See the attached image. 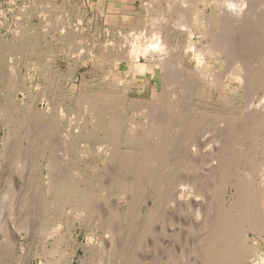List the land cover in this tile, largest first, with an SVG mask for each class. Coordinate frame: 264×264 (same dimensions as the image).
I'll return each instance as SVG.
<instances>
[{"label":"rangeland","instance_id":"374dc122","mask_svg":"<svg viewBox=\"0 0 264 264\" xmlns=\"http://www.w3.org/2000/svg\"><path fill=\"white\" fill-rule=\"evenodd\" d=\"M0 264H264V0H0Z\"/></svg>","mask_w":264,"mask_h":264},{"label":"bare ground","instance_id":"6f19581e","mask_svg":"<svg viewBox=\"0 0 264 264\" xmlns=\"http://www.w3.org/2000/svg\"><path fill=\"white\" fill-rule=\"evenodd\" d=\"M181 9V8H180ZM177 11V10H176ZM179 12H181V11H179ZM181 16H182V14H181ZM180 16V17H181ZM185 16V15H184ZM161 19V18H160ZM183 19V18H182ZM182 21V20H181ZM180 21V22H181ZM158 22V21H157ZM163 23V22H162ZM154 24H155V22H154ZM159 24V23H158ZM177 24V23H176ZM180 24V23H179ZM160 25V24H159ZM186 25H187V23H186ZM221 25H222V23H221ZM229 25V24H228ZM162 26V25H161ZM230 26V25H229ZM178 27V26H177ZM226 26H224V28H225ZM180 28V27H179ZM183 28V27H182ZM186 28V27H185ZM221 28V27H220ZM178 29V28H177ZM222 29V28H221ZM220 29V30H221ZM142 30V29H141ZM157 30V29H156ZM183 30V29H182ZM189 30V29H188ZM223 30V29H222ZM144 31V30H143ZM147 31V30H146ZM155 31V30H154ZM151 32V31H150ZM156 32H158V31H156ZM225 32H226V30H225ZM159 33V32H158ZM158 33H156V36H157V34ZM211 33V32H210ZM218 33V32H217ZM144 34V33H143ZM146 34V33H145ZM147 34H149V33H147ZM209 34V33H208ZM216 34V33H215ZM228 34V33H227ZM230 34V33H229ZM150 35H152V34H150ZM150 35H148V36H150ZM160 35V34H159ZM219 35V34H218ZM231 35V34H230ZM144 36V35H143ZM155 36V34L154 35H152V37L151 38H153ZM155 36V37H156ZM161 36V35H160ZM145 37V36H144ZM159 37V36H158ZM214 37V36H213ZM221 37V36H220ZM131 38H133V37H131ZM136 38V37H135ZM159 38H161V37H159ZM163 38V37H162ZM178 38V37H177ZM129 39V38H128ZM149 39V38H148ZM164 39V38H163ZM232 39V38H231ZM140 40H142V39H140ZM144 40H146V41H148L146 38L144 39ZM168 40V39H167ZM224 40V39H223ZM137 41V39H135V40H132V43H131V45H132V53H134L133 54V56H130V57H127V56H123V55H121V56H123L122 58H124V61H125V59H126V61H131L132 63H133V65L136 67H139V68H143V69H148V66H149V64H152V65H154V67H157V68H161V70H162V67H163V65H164V67H165V65L166 64H164L163 62H164V56H165V54L163 53V49L164 48H162L161 46V44L162 43H164L162 40V42H161V44L159 45V41H160V39H158V38H156V39H154L153 38V41L151 40V42L148 44L147 43V45H146V41H141V42H143V43H145L140 49H136V47H135V42ZM149 41H150V39H149ZM148 41V42H149ZM168 42V41H167ZM143 43H141V44H143ZM210 43V42H209ZM213 43V42H212ZM219 43V42H218ZM173 44V43H172ZM211 44V43H210ZM140 45V44H139ZM170 45V44H169ZM229 46V45H228ZM232 46V45H231ZM130 47V46H129ZM203 48V47H202ZM217 48V47H216ZM166 49V48H165ZM209 49L211 50V48L209 47ZM212 49H214V48H212ZM235 49V48H234ZM167 50V49H166ZM203 51L205 50V49H202ZM201 50V51H202ZM209 50V51H210ZM215 50V49H214ZM220 51V50H219ZM130 52V55L132 54ZM237 53H238V51H236ZM201 53V52H200ZM205 53V52H204ZM209 53V52H208ZM128 54H129V52H128ZM207 54V53H206ZM127 55V54H126ZM230 55V54H229ZM218 56V55H217ZM221 56V55H220ZM226 56V55H225ZM166 57V56H165ZM203 57V56H202ZM229 57V56H228ZM235 57V56H234ZM233 57V58H234ZM141 58H145L146 59V61H147V63L146 64H141ZM168 58V57H167ZM166 58V59H167ZM171 58H174L173 56L171 57ZM116 59H118V57L116 58ZM119 59H120V57H119ZM123 60V59H122ZM168 61H169V59H167ZM167 60H166V62H167ZM121 61V60H120ZM165 62V63H166ZM168 63V62H167ZM176 64H177V62H175ZM200 63V62H199ZM228 63V62H227ZM173 66H174V64H172ZM170 67V65H169V63L167 64V67ZM200 66V65H199ZM136 67V68H137ZM163 67V68H164ZM167 67H166V69H167ZM230 67V66H229ZM173 69V68H172ZM174 69H175V67H174ZM231 69V68H230ZM160 70V71H161ZM164 70H165V68H164ZM180 70V69H179ZM163 71V70H162ZM161 71V72H162ZM166 71V70H165ZM182 71V70H181ZM180 71V72H181ZM186 71H188V70H186ZM168 72V71H167ZM191 72V71H190ZM198 72V71H197ZM179 73V72H178ZM171 74V73H170ZM190 74V73H189ZM213 74V73H212ZM220 74V73H219ZM214 76H215V74H213ZM222 75V74H221ZM220 75V76H221ZM224 75H227V74H224ZM229 75V74H228ZM163 76H165V80L168 78L167 76V73H165ZM191 76V75H190ZM212 76V75H211ZM219 76V77H220ZM223 76V75H222ZM192 77V76H191ZM191 77H189V79H191ZM213 77V76H212ZM227 77V76H226ZM215 78V77H214ZM241 78V77H240ZM164 79V78H163ZM175 79V78H174ZM187 79V78H186ZM216 79V78H215ZM222 79V78H221ZM226 79V78H225ZM162 80V79H161ZM192 80V79H191ZM193 80H194V78H193ZM220 80V79H219ZM180 81V80H179ZM183 81V80H182ZM190 81V80H189ZM222 81V80H221ZM166 82V81H165ZM173 83V82H172ZM189 82H187V84H188ZM219 83H221L220 81H219ZM241 83H242V81H241ZM174 84V83H173ZM186 84V85H187ZM222 84V83H221ZM182 85H184V84H182ZM181 85V86H182ZM242 85V84H241ZM164 86V85H163ZM162 86V87H163ZM191 86V85H190ZM168 87V86H167ZM170 87V86H169ZM193 87V86H192ZM240 87V86H239ZM244 87H246V86H244ZM166 89V88H165ZM190 89V88H189ZM194 89V88H193ZM127 90V89H126ZM192 90V89H191ZM128 91V90H127ZM191 93V92H190ZM101 94V93H100ZM173 95V94H172ZM165 96V95H164ZM251 95H249V97H250ZM118 97V96H117ZM186 97V96H185ZM160 98V97H159ZM172 98V97H171ZM245 98V97H244ZM114 99V98H113ZM131 100V99H130ZM133 100V99H132ZM181 100V99H180ZM250 100V99H249ZM126 101H127V98H126ZM132 102V101H131ZM249 102V101H248ZM136 104H137V102H135ZM134 103V104H135ZM183 103V102H182ZM184 103H185V101H184ZM183 103V104H184ZM190 103V102H189ZM130 104H132V103H130ZM133 104V105H134ZM135 104V105H136ZM139 104V103H138ZM180 106V105H179ZM182 106V105H181ZM184 106V105H183ZM187 106V105H186ZM117 107V106H116ZM189 107V106H188ZM105 108H107L106 106H105ZM118 108V107H117ZM134 108V107H133ZM136 108V107H135ZM146 108V107H145ZM137 109V108H136ZM147 110V109H146ZM165 111V110H164ZM151 112H152V110H151ZM168 112V111H167ZM195 112V111H194ZM154 113V112H153ZM155 114V113H154ZM162 114V113H161ZM152 115V114H151ZM160 117V116H159ZM253 117V116H252ZM252 117H251V119H252ZM161 118V117H160ZM159 118V119H160ZM166 118V117H165ZM157 119V118H156ZM153 120V119H152ZM164 120V119H163ZM157 121V120H156ZM249 121H250V119H249ZM155 122V121H154ZM252 122V121H251ZM164 124V123H163ZM248 124H249V122H248ZM252 125V124H251ZM248 126V125H247ZM254 126V125H253ZM252 126V127H253ZM257 126V125H256ZM255 127V126H254ZM253 127V128H254ZM249 128V127H248ZM263 128V127H262ZM255 130V129H254ZM251 131V130H250ZM259 131V130H258ZM249 132V131H248ZM136 135V134H135ZM250 136V135H249ZM253 136V135H252ZM252 139H254V138H252ZM253 146V145H252ZM251 146V147H252ZM253 148V147H252ZM241 153V152H240ZM243 153V152H242ZM256 155V154H255ZM259 175V174H258ZM263 177V176H262ZM245 181V180H244ZM247 181V180H246ZM263 181V180H262ZM241 184V183H240ZM241 187V186H240ZM235 188V187H234ZM60 191V190H59ZM241 191V190H240ZM241 195V194H240ZM239 198H240V196H239ZM233 201V200H232ZM235 201V200H234ZM244 202V201H243ZM242 202V203H243ZM260 207V206H259ZM247 216V215H246ZM245 216V217H246ZM239 217V216H238ZM263 224V223H262ZM224 226V225H223ZM258 228V227H257ZM235 230V229H234ZM232 231V230H231ZM231 231H229V232H231ZM228 232V231H227ZM235 232V231H234ZM260 232V231H259ZM224 233V232H223ZM261 233V232H260ZM262 233H263V231H262ZM219 234V233H218ZM241 234V233H240ZM247 234V233H246ZM245 234V235H246ZM225 238V237H224ZM229 238V237H228ZM237 238V237H236ZM261 239V238H260ZM219 240V239H218ZM249 240V239H248ZM235 241V240H234ZM237 241V240H236ZM245 241V240H244ZM244 241H242V242H244ZM238 243V242H237ZM235 245V244H234ZM232 250V249H231ZM241 255V254H240ZM256 255V254H255ZM240 259V258H239ZM216 261V260H215Z\"/></svg>","mask_w":264,"mask_h":264}]
</instances>
